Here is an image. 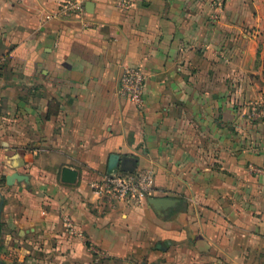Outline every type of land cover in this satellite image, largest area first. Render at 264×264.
<instances>
[{"label":"crops","instance_id":"crops-1","mask_svg":"<svg viewBox=\"0 0 264 264\" xmlns=\"http://www.w3.org/2000/svg\"><path fill=\"white\" fill-rule=\"evenodd\" d=\"M63 1L0 0V260L264 264V123L242 110L264 96V1L87 0L86 27ZM135 66L141 107L118 93ZM112 156L170 203L95 196Z\"/></svg>","mask_w":264,"mask_h":264},{"label":"built area","instance_id":"built-area-1","mask_svg":"<svg viewBox=\"0 0 264 264\" xmlns=\"http://www.w3.org/2000/svg\"><path fill=\"white\" fill-rule=\"evenodd\" d=\"M86 1L64 0L59 8V13L65 17H79L82 25L86 27L88 21L83 19L86 16L84 8ZM121 5L122 8L130 6L129 2H124ZM145 83L146 76L141 67H124L119 79V96L129 100L133 105L141 107L144 103ZM242 110L248 121L264 123V96L249 101ZM255 170L264 175V167ZM153 183L154 175L151 170L135 169L133 172L117 171L104 174L99 180L91 182L89 188L97 197L110 198L114 202L136 207L142 206L152 195ZM62 221L70 235L81 236L68 217H64Z\"/></svg>","mask_w":264,"mask_h":264},{"label":"water","instance_id":"water-1","mask_svg":"<svg viewBox=\"0 0 264 264\" xmlns=\"http://www.w3.org/2000/svg\"><path fill=\"white\" fill-rule=\"evenodd\" d=\"M136 168V163L134 160L132 159H128V158H124L119 160L117 158V156H112L109 159V163H108V174H110L113 170H117L120 169L123 172H133ZM77 178V172L75 170H72L70 168L64 167L62 168L61 171V181L65 184H73L75 183ZM24 181L26 180L25 176H20L18 174H11L6 176V183L8 185H11L14 181ZM170 200L168 199H157V198H149L148 199V203L152 206V207H156V206H161L162 204H169ZM2 207H3V199L2 196L0 194V214L2 211ZM0 264H6L5 262L0 260Z\"/></svg>","mask_w":264,"mask_h":264},{"label":"rangeland","instance_id":"rangeland-1","mask_svg":"<svg viewBox=\"0 0 264 264\" xmlns=\"http://www.w3.org/2000/svg\"><path fill=\"white\" fill-rule=\"evenodd\" d=\"M1 257H3V256H1ZM6 259H8L9 260V258H6ZM9 263H10V260H9ZM12 264H24V263H18V260L16 259V260H14L13 261V263Z\"/></svg>","mask_w":264,"mask_h":264},{"label":"trees","instance_id":"trees-1","mask_svg":"<svg viewBox=\"0 0 264 264\" xmlns=\"http://www.w3.org/2000/svg\"><path fill=\"white\" fill-rule=\"evenodd\" d=\"M264 1V0H263ZM262 75L264 77V59H263V70H262Z\"/></svg>","mask_w":264,"mask_h":264},{"label":"bare ground","instance_id":"bare-ground-1","mask_svg":"<svg viewBox=\"0 0 264 264\" xmlns=\"http://www.w3.org/2000/svg\"><path fill=\"white\" fill-rule=\"evenodd\" d=\"M168 203H169V201H168Z\"/></svg>","mask_w":264,"mask_h":264}]
</instances>
